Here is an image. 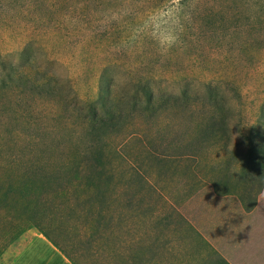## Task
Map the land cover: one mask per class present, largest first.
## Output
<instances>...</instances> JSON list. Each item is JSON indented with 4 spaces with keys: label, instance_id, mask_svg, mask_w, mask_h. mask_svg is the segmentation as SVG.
Returning <instances> with one entry per match:
<instances>
[{
    "label": "rangeland",
    "instance_id": "1",
    "mask_svg": "<svg viewBox=\"0 0 264 264\" xmlns=\"http://www.w3.org/2000/svg\"><path fill=\"white\" fill-rule=\"evenodd\" d=\"M143 91L185 113L131 111ZM217 107L234 145L264 109V0H0V179L43 147L138 133L166 152Z\"/></svg>",
    "mask_w": 264,
    "mask_h": 264
},
{
    "label": "crops",
    "instance_id": "2",
    "mask_svg": "<svg viewBox=\"0 0 264 264\" xmlns=\"http://www.w3.org/2000/svg\"><path fill=\"white\" fill-rule=\"evenodd\" d=\"M148 140L102 147L99 264H264V188L250 189L219 146L160 152ZM22 226L0 208V264H72Z\"/></svg>",
    "mask_w": 264,
    "mask_h": 264
},
{
    "label": "trees",
    "instance_id": "3",
    "mask_svg": "<svg viewBox=\"0 0 264 264\" xmlns=\"http://www.w3.org/2000/svg\"><path fill=\"white\" fill-rule=\"evenodd\" d=\"M143 92L144 107H140L139 100H134L131 111L185 113L179 104V97ZM114 104L113 113H120L119 97ZM107 113L108 119L115 118V114ZM209 113L193 126L186 127L181 136L177 135L170 141L161 138V144L168 142L166 150L183 147L184 151L191 153L199 150L195 148L199 144L219 146L226 153L227 166L231 161L234 173L249 177L250 189H263V107L256 125L246 135L240 133L242 141L236 145L230 138L228 117L223 107ZM186 119L195 121L191 116ZM145 137L148 140L147 135ZM148 142L153 144L155 141L149 138ZM103 145L82 149L43 147L37 150L36 156L6 167L5 175L0 179V208L23 225V230L36 228L72 264H99L98 248L102 245L98 244V200L109 187L101 162ZM30 156L32 150H25L11 158Z\"/></svg>",
    "mask_w": 264,
    "mask_h": 264
}]
</instances>
